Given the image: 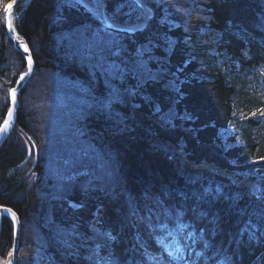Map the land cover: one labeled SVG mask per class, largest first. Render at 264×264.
I'll return each mask as SVG.
<instances>
[{
    "label": "trees",
    "instance_id": "1",
    "mask_svg": "<svg viewBox=\"0 0 264 264\" xmlns=\"http://www.w3.org/2000/svg\"><path fill=\"white\" fill-rule=\"evenodd\" d=\"M8 1L0 0V125L26 67L7 33ZM95 2L33 0L17 23L36 61L17 124L0 148V203L22 220L18 264H158L153 255L167 264H264V0H148L153 18L146 30L116 37L127 65L120 79L89 63L101 54ZM120 5L104 0L108 14ZM149 41L144 67L133 70L136 50ZM59 79L69 84L58 89L63 105L75 114L62 122L97 159L81 185L63 192L46 172L44 119L27 104L42 88L39 100H52L51 82L59 87ZM30 144L38 148L36 162ZM191 163H213L230 175ZM157 200L181 209L191 227L178 231ZM149 217L167 229L152 232ZM30 220L36 235L26 226ZM13 236L4 216L2 256ZM25 242H35L36 263L20 256ZM169 253L183 259L171 261Z\"/></svg>",
    "mask_w": 264,
    "mask_h": 264
},
{
    "label": "rangeland",
    "instance_id": "2",
    "mask_svg": "<svg viewBox=\"0 0 264 264\" xmlns=\"http://www.w3.org/2000/svg\"><path fill=\"white\" fill-rule=\"evenodd\" d=\"M7 4V3H6ZM4 5V8L6 6ZM104 5V0H103ZM103 5L101 7V11H103ZM146 6L150 9L151 14L153 15V6L146 0ZM97 7V0L95 2L94 8ZM98 38V37H96ZM96 42V40H95ZM94 42V44H96ZM95 56L92 55V58L89 60V63L93 66L94 70L103 71L104 73H107L104 68L100 66L99 63V57L96 58V53L94 52ZM82 55L84 57H89V54L87 51H83ZM53 80H57L56 77L52 76ZM54 81L51 82L52 91L50 90L49 95L52 98V100H47V102H42L39 99L43 97L45 94V90L37 91L33 94V97L28 99V107L29 109H37L36 118L39 120L44 119V122L41 123V127H44L46 129L44 134L46 135V140L44 142H48L47 144V150L51 151V156L49 158L48 164L46 165V172L47 175L52 180V188H56L57 190L60 189L62 192L67 191L72 185L74 184H80L82 182V176H86L87 171H93V165L96 166V154H90L88 157L86 154H89V150H92V147H88L86 143L80 138L75 139V137L72 135L73 132L76 133V130L72 129V126L69 127V125L66 126L64 122H62V118H65L66 120L74 118L75 114H73L74 107L72 106L71 109L64 107V99L66 100L65 94L59 93L58 89L60 88H67L69 87V84L65 80H58L59 87L53 86ZM72 98L68 97L67 100H70ZM64 124V125H63ZM65 127V128H64ZM77 134V133H76ZM52 136L51 140L48 141L47 137ZM50 144V146H48ZM85 144V145H84ZM30 150V156L32 154V161L36 162L39 158V151L36 145L33 147L29 146ZM91 153V152H90ZM184 161H186V158L183 157ZM193 163H191L192 165ZM213 164V163H208ZM214 165V164H213ZM84 168L83 170L79 168ZM219 169H218V168ZM217 167H210L209 169L211 172L214 173H223V175L229 176L230 173L225 171L224 169ZM97 168V167H96ZM195 168V167H194ZM196 169V168H195ZM97 170V169H96ZM99 171V170H98ZM83 172V173H82ZM106 172V171H105ZM84 174V175H83ZM106 176L107 173H104ZM110 174V173H109ZM114 174V173H113ZM100 175V174H98ZM111 180V177L109 178ZM235 180V179H234ZM85 184V183H84ZM253 185L252 181H245L243 182L244 187H251ZM258 197H261V194H257ZM5 205V204H4ZM26 226L28 229L32 232L31 234L36 235L37 234V228L35 226L34 220H30ZM103 238V237H102ZM30 243L34 246H30ZM140 243V240L138 239L137 242ZM135 248V247H134ZM33 249L35 250V242H25L23 245V249L21 250L20 256L22 258H32L33 263H36V259L34 258L35 255L33 253ZM11 251L10 249L7 251V255L3 256V260L6 261L7 256L9 255ZM97 254V252H96ZM143 255H146L147 253H142ZM151 255V254H149ZM156 260H159L162 262V264H167L166 261L162 260L160 256L153 255ZM34 258V260H33ZM158 258V259H157ZM96 259L98 257L96 256ZM24 259H21V261Z\"/></svg>",
    "mask_w": 264,
    "mask_h": 264
},
{
    "label": "snow or ice",
    "instance_id": "3",
    "mask_svg": "<svg viewBox=\"0 0 264 264\" xmlns=\"http://www.w3.org/2000/svg\"><path fill=\"white\" fill-rule=\"evenodd\" d=\"M82 2V0H81ZM103 5V0H97V7L94 11V17L98 21L100 25L96 29V35L98 39L96 40V46L100 48L101 54L99 58V63L105 71L111 75L113 79L123 78L127 71V65L124 61L120 59L123 52V42L116 39L120 34H130L134 35L137 32H143L146 30V24L153 17L150 9L146 6V0H121V5L118 10L112 14H108L106 9L101 11V7ZM127 7L129 11L127 13H123V8ZM123 13L127 17L125 22H121L120 15ZM109 30V31H106ZM151 47V41H149L147 46H142L141 48L136 50V59L133 61V70L144 67V56L148 54V49ZM27 50V49H25ZM110 61V62H108ZM29 65H31V59L29 58ZM121 65H124L122 67ZM141 78H143V74L141 73ZM150 75V74H149ZM23 79V76H21ZM173 87L175 84L173 83ZM114 95L118 96V91L114 90ZM12 98L15 102V90L12 91ZM9 114H11V110H9ZM252 115H255L253 113ZM260 115L264 116V109H260ZM3 129H0L2 131ZM167 195L171 196V193ZM184 199H187L186 193L179 194ZM156 204L158 207L163 209L162 215L168 217L169 220L175 221L178 225V231H183L187 227H191L190 224H185L183 222V215L181 209H171L163 207L161 201L157 200ZM195 212V209H193ZM135 214V211H133ZM143 220L144 218L141 217ZM149 226L151 231L154 233H158L159 231H163L167 229V225L164 223H156L153 224L151 217L148 218ZM172 233L168 232V236L171 237ZM154 239L161 243L162 247H166L161 241L159 235L155 236ZM181 249L178 247L176 252L179 253ZM169 257L171 261H175L176 259H183L182 256H173L169 253ZM158 259V258H157ZM158 264H162V262L158 261Z\"/></svg>",
    "mask_w": 264,
    "mask_h": 264
},
{
    "label": "water",
    "instance_id": "4",
    "mask_svg": "<svg viewBox=\"0 0 264 264\" xmlns=\"http://www.w3.org/2000/svg\"><path fill=\"white\" fill-rule=\"evenodd\" d=\"M32 1L33 0H10L7 2L5 6L7 33L10 39L12 40L14 47L23 54L26 61V67L20 73L15 84L11 87L9 92L10 105L7 114L0 125V129H3L2 131H0V148L7 141V139L9 138V136L11 135L12 131L14 130L17 124L18 113L20 109V95L23 88L32 77L36 67V61L33 56L32 49L28 41L19 33L17 28L18 21L25 14L26 10L28 9ZM102 9L103 11L105 10L104 5ZM29 58L31 59V65H29ZM21 76H23V79H21ZM13 90H15V102L13 101L12 98ZM9 110H11V114H9ZM194 164L198 165L204 163H194ZM191 167L194 168L193 164L191 165ZM209 168L210 167L204 169H209ZM4 216H7L12 220L14 227L13 244L9 255L7 256L6 264H18V252L20 246L22 220L19 213L13 207L0 203V235L2 232ZM0 259H3V256L1 254H0Z\"/></svg>",
    "mask_w": 264,
    "mask_h": 264
},
{
    "label": "bare ground",
    "instance_id": "5",
    "mask_svg": "<svg viewBox=\"0 0 264 264\" xmlns=\"http://www.w3.org/2000/svg\"><path fill=\"white\" fill-rule=\"evenodd\" d=\"M193 166L196 168V169H201V168H208V167H217V165L216 164H207V163H204V164H194L193 163ZM218 168V167H217ZM219 169V168H218ZM7 263V260L5 261V260H3V259H0V264H6Z\"/></svg>",
    "mask_w": 264,
    "mask_h": 264
}]
</instances>
